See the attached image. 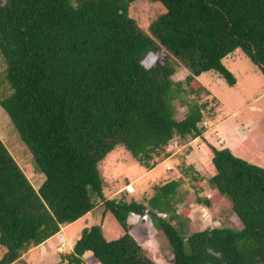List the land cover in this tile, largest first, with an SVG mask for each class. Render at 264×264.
I'll use <instances>...</instances> for the list:
<instances>
[{"label":"trees","instance_id":"1","mask_svg":"<svg viewBox=\"0 0 264 264\" xmlns=\"http://www.w3.org/2000/svg\"><path fill=\"white\" fill-rule=\"evenodd\" d=\"M133 1L0 0V52L11 90L0 104L43 174L35 188L0 137V264H12L89 213L97 197L124 233L106 239L101 224L85 227L63 257L68 264H82L83 257L158 264L130 231L129 217L137 214L164 233L171 264H264V166L211 145L209 182L231 201L243 227L188 235L173 223L178 180L157 186L148 204L107 199L98 168L118 145L151 168L155 156L174 151V139L183 144L203 136L207 104L189 94L205 88L189 84L216 71L233 86L223 59L237 49L264 74V0H154L166 11L150 33L130 16ZM161 50L185 68L184 80L173 79L168 58L143 63ZM178 98L186 109L181 119ZM167 212L168 219L160 216Z\"/></svg>","mask_w":264,"mask_h":264},{"label":"rangeland","instance_id":"2","mask_svg":"<svg viewBox=\"0 0 264 264\" xmlns=\"http://www.w3.org/2000/svg\"><path fill=\"white\" fill-rule=\"evenodd\" d=\"M165 11V6L154 0H135L129 8L130 16L148 33H150L151 22ZM236 51L228 54L227 57H231V59L225 62L240 72L242 76L243 73H246L244 84L238 86L235 83L232 88L228 85L227 80L216 71H209L208 75L201 74L189 84L194 89L203 86L208 90L207 92L205 89L199 88L201 89L200 95L189 94V97L207 104L203 112L204 121L207 123L203 136L183 144L178 142L171 153L162 151L152 160L155 163L151 168L138 162L124 145H118L98 165L104 181L105 198L125 201L134 199L137 202L148 204V199L156 193L157 186L170 180H178L177 193L172 197V201H175L176 213L179 216L173 220V223L181 227L185 235L206 227L228 226L236 229L243 227L241 220L233 210L231 201L209 182L213 175L212 169L214 170L211 149L214 138L218 140V145H228L226 142L232 139L234 142L232 149L237 154L248 152V155H252L255 154L254 149L260 153L256 157L264 153V150L261 152L262 145L259 146L257 143L249 145V140L241 135H236L237 132L232 126L223 125L221 127L215 123L216 120L224 117L228 122L234 121L243 125L240 130L246 131L248 127L250 131L255 130L256 133H259L258 137L264 133V74L257 65L244 56L242 50ZM158 58L160 60L168 58L174 68L172 76L174 80L185 79L187 75L185 68L176 59L170 57L165 50L148 55L143 63L151 65ZM231 61L236 64H232ZM6 66V59L0 52V99L11 92L5 79ZM253 71L257 73V76H253ZM209 75L213 77L211 78ZM235 78L237 82L238 77L235 76ZM185 87L188 88L187 84ZM180 100V98L175 100L176 118L178 119H181L186 111ZM219 132L224 136L220 137ZM256 133L255 136H257ZM0 137L34 187L38 188L42 182L43 174L37 171L30 148L23 141L18 128L1 104ZM260 143L264 145V142ZM261 157L264 158V155ZM251 162L257 161L254 159ZM261 162L259 165L264 166V161ZM94 201L96 206L89 213L72 224L63 225L59 235L47 240L44 244L29 247L12 264H68L67 259L63 258L64 255L73 252L82 230L93 224L102 225L106 239L118 238L122 235L124 229L115 216L110 211L103 212L105 206L99 197ZM160 216L168 219L170 213H163ZM129 221L131 233L143 245L147 254L158 264H171L172 253L167 238L162 231L155 229L148 215H132L129 217ZM4 250L0 246V257ZM83 259L82 264H96L93 257H83Z\"/></svg>","mask_w":264,"mask_h":264},{"label":"crops","instance_id":"3","mask_svg":"<svg viewBox=\"0 0 264 264\" xmlns=\"http://www.w3.org/2000/svg\"><path fill=\"white\" fill-rule=\"evenodd\" d=\"M238 50V49H237ZM236 51V50H235ZM237 52V51H236ZM233 53V52H232ZM244 55V54H243ZM245 56V55H244ZM228 59H231V57H225L224 59H223V63L228 67V68H230V70H232L233 71V73L235 74V76H237L238 78H237V82H236V85L238 84V86H240L242 83L244 84V81H245V79H246V73H243V76L240 74V72H238L236 69H233V68H231L225 61H228ZM231 63L232 64H236V63H233L232 61H231ZM248 72H250V73H252L251 71H248ZM247 72V73H248ZM259 73H261L260 71H259ZM203 74H209V72L208 73H203ZM256 74V75H255ZM262 74V73H261ZM211 78L213 77V76H211V75H209ZM214 76H216V74H214ZM245 76V77H244ZM253 76H257V73L256 72H254L253 71ZM244 77V78H243ZM216 80H217V78H215ZM229 85V84H228ZM230 86V85H229ZM235 86V85H234ZM230 87H232V88H234L233 86H230ZM241 88H244V87H241ZM229 117V116H228ZM227 117V118H228ZM224 119H226V118H220L218 121L216 120V122L215 123H218V124H216L217 126H226V127H233V129H234V131H236L237 132V134L236 135H241V137H244V138H247L249 141V145L250 144H252V143H257L259 146L260 145H262V150H261V152L264 150V145L263 144H261L260 142H264V133L263 134H261L259 137H258V135H259V133H256L255 132V130L254 131H250L249 129H248V127H247V130L246 131H243L242 129L240 130V128H242L241 126H243V125H239V124H237V123H235L234 121H232V122H228V120L226 119V120H224ZM214 123V124H215ZM222 123H224V124H222ZM208 132V131H207ZM255 133L257 134V136H255ZM219 136L220 137H223L224 135H222L220 132H219ZM248 136V137H247ZM226 138V137H225ZM218 140L217 139H213V145H215V146H218L219 148H221V147H225V146H227V147H229V148H231L232 149V147L234 146V142H233V140L232 139H229V141L228 142H226V143H228V145H218ZM237 148V147H236ZM232 151H233V149H232ZM253 151H255V154H252V155H248L247 153H239V154H237V153H235V151H233L235 154H237V155H239V156H241V157H243V158H245V159H247V160H249V161H254V159H255V161H257V162H255V163H257V164H261L262 162L261 161H264V158H262L261 156L262 155H264V153H262V155L261 156H258V157H256L257 156V154L259 153V151L258 150H256V149H254ZM260 154V153H259ZM212 173L214 174V170L212 169ZM59 233L60 232H58L56 235H59ZM56 235L54 236V237H56ZM54 237H52V238H54ZM51 239V238H50ZM47 242V241H46ZM45 243V242H44ZM43 243V244H44Z\"/></svg>","mask_w":264,"mask_h":264},{"label":"clouds","instance_id":"4","mask_svg":"<svg viewBox=\"0 0 264 264\" xmlns=\"http://www.w3.org/2000/svg\"><path fill=\"white\" fill-rule=\"evenodd\" d=\"M207 251L211 254V255H214L216 257H219L220 256V253L218 252H215L213 249L209 248L207 249Z\"/></svg>","mask_w":264,"mask_h":264},{"label":"built area","instance_id":"5","mask_svg":"<svg viewBox=\"0 0 264 264\" xmlns=\"http://www.w3.org/2000/svg\"><path fill=\"white\" fill-rule=\"evenodd\" d=\"M175 141H173V144L175 145V146H177L178 145V139H174Z\"/></svg>","mask_w":264,"mask_h":264}]
</instances>
